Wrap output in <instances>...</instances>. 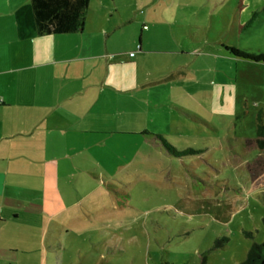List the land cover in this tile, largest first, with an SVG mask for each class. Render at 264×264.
<instances>
[{"label": "crops", "instance_id": "0c3cea01", "mask_svg": "<svg viewBox=\"0 0 264 264\" xmlns=\"http://www.w3.org/2000/svg\"><path fill=\"white\" fill-rule=\"evenodd\" d=\"M105 2L97 1L96 13L89 0L77 31L39 34L30 0H0V264H92L88 252L96 243L73 248L78 258L66 253V217H95L83 202L111 177L107 170L126 166L129 140L153 138L165 152L161 138L172 146L164 133L153 134L147 101L159 99L163 85L168 100L192 95L206 105L217 93L225 105L224 81L213 83L214 93L207 87L208 59L244 60L225 48H240L241 21H193L151 44L150 27L134 20L135 29L122 33L129 16H106ZM181 39L195 62L176 61L188 53L175 43ZM232 97L230 115L250 113L239 95ZM263 115L258 109L256 121Z\"/></svg>", "mask_w": 264, "mask_h": 264}, {"label": "rangeland", "instance_id": "374dc122", "mask_svg": "<svg viewBox=\"0 0 264 264\" xmlns=\"http://www.w3.org/2000/svg\"><path fill=\"white\" fill-rule=\"evenodd\" d=\"M97 1L91 0L94 12L101 7ZM115 2L121 5L118 10ZM104 4L106 16L113 10L117 18L129 16L122 33L133 31L135 21L150 27L146 41L151 44L158 34L180 32L193 21H216L221 26L223 21H241L245 27L239 49L264 53V0H106ZM181 40L180 45L175 43L188 53L176 54V61L195 62L191 44ZM207 63L211 70L203 74L207 87L214 93L213 83L224 81L225 105L218 103L217 93L206 105L192 95L168 100V88L158 87L159 99L146 103L156 119L151 130L164 133L175 150L186 153L165 152L153 138L125 140L126 166L107 170L111 177L83 202L94 207L95 217H66L65 240L72 244L66 253L70 251L73 259L79 257L73 248L87 242L98 245L96 251L92 246L87 251L92 264H240L254 243L264 241V150L257 147L255 136L260 129L255 114L264 110V62L236 64L218 57ZM235 95L246 102L250 113L236 117L228 113ZM76 208H68L66 215Z\"/></svg>", "mask_w": 264, "mask_h": 264}, {"label": "trees", "instance_id": "16d2710c", "mask_svg": "<svg viewBox=\"0 0 264 264\" xmlns=\"http://www.w3.org/2000/svg\"><path fill=\"white\" fill-rule=\"evenodd\" d=\"M89 0H30L31 10L37 33H70L77 31L87 12ZM234 57L252 62L264 61V53H249L233 46L225 47ZM133 53V52H132ZM260 127L256 134V144L264 150V124L257 122ZM162 145L174 155H182L186 151H177L163 138ZM240 264H264V241L254 243Z\"/></svg>", "mask_w": 264, "mask_h": 264}, {"label": "built area", "instance_id": "2783aa9c", "mask_svg": "<svg viewBox=\"0 0 264 264\" xmlns=\"http://www.w3.org/2000/svg\"><path fill=\"white\" fill-rule=\"evenodd\" d=\"M133 53L131 52L130 55H132Z\"/></svg>", "mask_w": 264, "mask_h": 264}]
</instances>
